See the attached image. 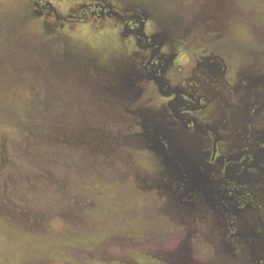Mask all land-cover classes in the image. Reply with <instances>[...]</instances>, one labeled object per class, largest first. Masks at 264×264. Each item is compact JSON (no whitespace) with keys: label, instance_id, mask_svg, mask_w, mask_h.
Wrapping results in <instances>:
<instances>
[{"label":"rangeland","instance_id":"obj_1","mask_svg":"<svg viewBox=\"0 0 264 264\" xmlns=\"http://www.w3.org/2000/svg\"><path fill=\"white\" fill-rule=\"evenodd\" d=\"M50 1L60 13L68 14L89 0ZM103 1L148 19L146 33L160 34L166 40V54L182 55V69L188 76L200 78L203 71L219 72V104L225 127L230 123L231 130L264 128V0ZM35 14L34 0H0V261L9 264L5 257L25 254L27 264H51L54 258L57 262L52 264H95L93 257L99 256L98 252L89 251L92 248L84 244H71L74 236L100 233L103 237L113 231L116 237L101 240V264H137L132 252L140 246L135 244V235L128 238L129 232L146 231L155 217L140 213L131 218L126 211L131 209L120 202L117 188L111 185L107 186L110 194L102 186L95 187V198L85 204L87 193L77 192L79 188L69 183V178L77 176V165L86 166L84 172L95 173L88 155L77 156L79 162L71 164L64 151L57 167L47 165L50 158L53 160L51 155L62 154L53 142L57 139L51 137L54 123L71 122L80 106L91 99L92 87L83 82L82 72H87L88 83L98 82L105 88L115 84L124 91L131 81L127 97L133 98L126 112L132 127L125 128L115 140L119 143L115 158L121 169L125 166L122 177L129 178V171H137L204 194L206 185L194 176L197 170L188 166V142L156 90L146 83H132L135 66L129 55L135 48L126 51L120 36L96 30L92 20L82 28L63 30ZM50 142L51 154L47 148ZM179 167L188 172L187 179ZM41 169L59 179L64 174V184L44 185L46 176L40 174ZM98 176L94 177L96 185L100 183ZM229 193L226 199L220 192L219 197L211 195L207 201L188 198L196 208L190 213L197 214L191 225L198 227L175 237L168 234L172 238L166 247L172 255L188 252L180 238L205 237L209 233L206 229L212 226L217 227L219 236L240 240L220 252L216 249L217 255L230 252L229 257L219 255L217 263L232 264L231 255L241 242L247 244L251 261L261 262L264 204L258 199L260 190L254 197L248 192ZM124 196L128 203H142L132 189ZM68 200L69 207L77 206L76 212L67 216ZM51 201L57 209H46ZM201 202L210 204L201 209ZM144 219L147 223L140 224ZM156 232L167 237L165 231ZM198 243L200 240L188 241L191 246ZM193 250L203 255L213 253L214 248ZM238 264L246 263L241 260Z\"/></svg>","mask_w":264,"mask_h":264},{"label":"flooded vegetation","instance_id":"obj_2","mask_svg":"<svg viewBox=\"0 0 264 264\" xmlns=\"http://www.w3.org/2000/svg\"><path fill=\"white\" fill-rule=\"evenodd\" d=\"M34 6L35 15L49 25L76 30L92 20L96 30L120 36L126 51L135 48L129 55L135 66L132 83L150 85L166 104L188 142L187 161L197 170L194 176L221 194L248 192L254 197L260 190L258 199L264 204V128L252 129L249 120L251 131L231 130L230 123L225 127L219 104V72L203 71L200 78L188 76L182 69V55L166 54V40L160 34L146 33L148 19L135 11H119L107 1H84L68 14L60 13L50 0H34ZM179 170L187 179L188 172ZM161 249L164 246H159Z\"/></svg>","mask_w":264,"mask_h":264},{"label":"trees","instance_id":"obj_3","mask_svg":"<svg viewBox=\"0 0 264 264\" xmlns=\"http://www.w3.org/2000/svg\"><path fill=\"white\" fill-rule=\"evenodd\" d=\"M86 74L87 72H82V76L84 78L83 82H85L87 85L90 84L92 87L91 99L87 104L84 105L83 108L80 106L79 111L77 110L76 118L71 122L54 123V132L51 137L57 139V141L53 142L57 151L61 150L62 154L55 157L51 155L55 162L53 165H50L53 161L52 160L50 162V158L47 161V165L49 164L48 166L53 168L57 167V165L61 162L62 157H64V151L67 152L66 160H68L71 164L79 162V160H76L77 156L88 155L90 158L89 164L96 170L95 173L93 174L84 172L86 171L85 168L87 167L83 165H77V176L73 177L72 179L71 177L69 178V183L72 182L79 188L77 192H80V194L82 192L87 193L86 197H84L85 204L91 203L90 199L95 198V196H93V194L96 192L95 187L102 186L107 194H110V190L107 188V186L111 185L114 188H117L116 195L119 197L120 202L127 205L129 207L128 209H131V211L126 210L128 211L131 218L134 219L136 214L140 213L150 217H155L153 222L149 221L150 225L146 231L129 232L131 235H129L128 238L133 235H135V238H138L136 239L138 241H136L137 243L135 244L139 245L140 249H136V251L133 250L132 252L137 264H219L217 263L219 255L223 257H229L230 252H227V254L219 253V255H217L215 254V250L219 248L220 252L221 249L225 247L227 248L228 246H231L232 243L239 242L240 240L235 238L232 239V237L223 238L217 234V227L212 226H210L208 229L205 228L209 232L205 233V237L180 238L182 244L188 247L187 253H175L176 255H172L171 251L168 252L169 247L166 246L169 242H171L170 238H172L169 237V233H172L171 235L175 237L177 233H182V231L185 229H194L198 227L191 225L194 215L197 214L190 213H194L196 208H194V205L187 203L188 198H193V200L200 199L201 201L205 199V201H207L212 199V196L219 197V192L215 191L214 189L212 191L209 187L206 188L207 194H204L199 190L189 191L180 189L168 180L166 181L157 177L138 173L137 171H129V176H131L129 178L127 176V178L122 177L120 173H122V170H125V166L123 169H121V165H119L120 162L115 158L119 150V143H116L118 141L115 140L118 138V134L125 132L127 128L132 127L130 124L131 122H129V115L126 112V107L133 98L127 97V92L130 90L131 81L128 83L127 90L123 91L121 88L115 87V84L105 88L103 84L98 82H94L95 84L88 83L87 79L89 80V76ZM104 84H106V82ZM109 88L110 91L106 92V89ZM39 140H41L40 137ZM53 142H50L49 146L47 147L50 154L53 147ZM35 162L36 161H33L34 164H36ZM33 163L29 162L27 164L30 166L33 165ZM40 174H42L43 177L46 176L44 185L59 186L60 184H64V174L61 179H59L58 176L53 177L51 171L47 170L42 172L41 169ZM96 174L99 175V185H96V180L94 178L96 177ZM130 189L138 192L139 196H141L142 203H136V206V204L127 202V198H125L124 195ZM119 193L120 196L118 195ZM220 196H223L225 199L228 197L226 193L220 194ZM78 197L79 196H77L75 200H77ZM155 199H157V202ZM222 201L224 202V200ZM69 204L70 202L68 200L66 210L68 213L67 216L70 215V212H76L75 206H77V203H75V205L72 207H69ZM204 205L205 202H201L199 207L204 209ZM46 209L55 210L57 209V205L51 201L46 205ZM85 214L86 212H84L82 215L81 220L85 219ZM203 219H205V217L201 220ZM143 223H147L146 219H144V221L140 224ZM201 228L204 227L201 226ZM223 228L224 226L222 225L221 229ZM156 230L167 232V237L161 238V236L156 235ZM192 231L195 232L196 230ZM106 233L107 234L103 237L100 236V233H91L86 236L77 235L74 236L75 243L71 244H84L87 247H91L92 250L89 251H96L99 254V256L93 257L95 264H101L102 260H104L100 253L102 252L101 249L103 247V241L101 240H105L103 239L104 237L109 239V237L112 235H115L116 237L117 234L113 231H108ZM217 237H219V239ZM83 240H86V242ZM158 240H161L162 243ZM191 240L193 243H195L197 240H200V243H198V245L191 246L188 244V241ZM89 241L92 243H87ZM218 241L219 246L217 244ZM238 245L240 246L237 250H234V256L232 254L230 258V261L233 262L232 264H238V262L241 260H244L246 264H264V258L260 260L261 262L259 263L256 261H251V257L249 255L250 250H246L245 248L247 247V244L241 242V244L239 243ZM159 246H164V249L159 250ZM199 246H203L205 249H212L213 247L214 251L213 253H205L203 255L198 252H194L193 249ZM96 257L97 259H95ZM25 258H27L25 254L18 256L17 258L14 256H7L5 257V261L9 259V261H11L9 264H27ZM54 260L55 261L53 262H57V259L54 258ZM0 262L1 264L4 263V261ZM5 264H7V262ZM60 264L71 263L62 262Z\"/></svg>","mask_w":264,"mask_h":264}]
</instances>
